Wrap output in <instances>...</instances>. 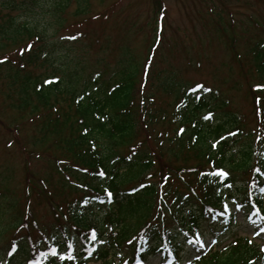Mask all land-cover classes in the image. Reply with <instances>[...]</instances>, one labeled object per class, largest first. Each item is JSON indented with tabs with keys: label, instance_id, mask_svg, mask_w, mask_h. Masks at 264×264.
Returning <instances> with one entry per match:
<instances>
[{
	"label": "trees",
	"instance_id": "16d2710c",
	"mask_svg": "<svg viewBox=\"0 0 264 264\" xmlns=\"http://www.w3.org/2000/svg\"><path fill=\"white\" fill-rule=\"evenodd\" d=\"M69 1L52 0L54 30L48 33L47 22L39 26L21 15L38 0H0V73H5L0 79H5L6 92L14 95L13 108L27 109L37 121L35 141L57 151L50 154L52 168L61 187L74 193L61 200L63 208L60 201L55 202L60 208L53 199L49 202L55 218L65 222L56 231H44L25 220L14 227L8 247L18 245L16 253L28 257L10 264H53L50 249L57 243L64 248L65 241L75 243L76 259L54 264H147L157 256L177 262L186 243L196 248L190 264H264V247L247 237L205 251L197 238L201 220L231 227L238 210L258 219L256 230L264 226V89L256 90L264 85V37L255 39L248 58L257 79L244 97L257 118L256 128L248 129L242 126L241 115L226 110L216 90L197 84L211 91H193L196 84L173 74L156 80V90L168 97L157 100L145 86L155 43L142 66L138 88L139 67L127 61V50L109 72L86 70V63L74 55L76 49L89 47L83 34L59 35ZM75 4V16L88 10V3ZM72 36L76 39H62ZM163 73L151 76L156 79ZM49 80L53 82L45 83ZM136 89L140 97L134 104ZM211 112L217 117L205 120ZM240 140L245 143L237 150ZM100 170L105 177L98 175ZM218 170L227 177L213 175ZM106 190L113 194L111 203ZM93 228L98 234L95 243L90 240ZM19 240L25 243L23 249ZM93 247L98 254L90 256Z\"/></svg>",
	"mask_w": 264,
	"mask_h": 264
},
{
	"label": "rangeland",
	"instance_id": "374dc122",
	"mask_svg": "<svg viewBox=\"0 0 264 264\" xmlns=\"http://www.w3.org/2000/svg\"><path fill=\"white\" fill-rule=\"evenodd\" d=\"M84 1L77 0V6L88 3V10L79 16L73 15L75 0L69 1L59 35L83 34L82 40L89 45L87 51L79 48L71 53L81 58V64L86 63V70L109 72L125 58L122 52L127 50V61L132 60L139 67L135 84L138 88L150 46L155 39L159 40L152 49L150 67L146 68L149 77L145 85L157 100L168 97L156 90V80L173 74L187 83L203 84L216 90L224 98L226 110L242 116L243 127L256 128L254 109L244 97L249 93L248 85L257 82L248 58L255 39L264 37V0ZM51 3L52 0H38L31 11L21 15L39 26L47 22L48 33H52ZM159 71L165 73L157 75L156 79L151 76V72ZM34 72H38L37 69ZM4 76L1 72L0 78ZM5 87V79H0V264H10L12 259L24 261L28 257V254L20 256L16 252L7 255L11 234L18 223L25 220L31 226L36 223L44 231H56L65 222L55 218L49 202L54 201L56 208H60L59 205L63 208L61 200L74 194L69 188L61 187L60 177L52 168L50 154H57V151L35 141L37 121L32 120L27 109L18 112L13 108L14 95L6 92ZM132 97L134 104L138 103L140 92L136 89ZM244 143L240 140L236 149ZM234 223L227 227L222 221L201 220L197 238L203 241L202 250L221 249L237 237H247L264 246V232L260 231L264 226L256 230L259 222L255 216L238 210ZM38 228L32 232L34 237ZM257 232L260 234L256 235ZM18 243L23 249L25 243L22 240ZM195 251L196 248L186 243L180 248V261H161L157 256L147 264H188ZM99 263L91 261L88 264Z\"/></svg>",
	"mask_w": 264,
	"mask_h": 264
},
{
	"label": "snow or ice",
	"instance_id": "6c2138e0",
	"mask_svg": "<svg viewBox=\"0 0 264 264\" xmlns=\"http://www.w3.org/2000/svg\"><path fill=\"white\" fill-rule=\"evenodd\" d=\"M62 39H76L75 36H72V37H62ZM32 48V45H28V49L31 50ZM21 54H23V50H21ZM6 59V58H5ZM0 62H3V61H0ZM59 78L57 77L56 78V81L58 82ZM53 81L49 80V81H45V83H52ZM198 89H203L205 92H208V91H211L210 89H207V88H204L203 85H197L196 86V89H193V91H196ZM260 89H264V85H257L256 86V90H260ZM197 100L200 99L199 96L196 97ZM260 102H261V98L259 96L256 97V104L259 106L260 105ZM213 118V114L212 113H209L208 115H206L204 117L205 120H211ZM193 127H195V125H193ZM185 130L182 128L180 129V134H183ZM229 135H236V133H229ZM221 140H224L226 139V137H221L220 138ZM219 141H217L216 143H214L212 146L215 148L217 147ZM95 146L93 145V148ZM135 154V153H133ZM129 160L132 159V156H129L128 157ZM84 171H87L86 169ZM257 171H259V169H257ZM98 175L100 177H105L106 176V173L103 171V170H100L98 172ZM213 175H217V176H222V177H227L228 173L224 172L223 170H218L217 172L213 173ZM140 187H145V185H141ZM135 191V189L133 190ZM106 196L108 198V203H111L112 202V192L111 191H107L106 190ZM87 203V201L85 202ZM101 203H104V201H101ZM67 219V218H65ZM261 232H264V228H261L260 229ZM260 233L257 232L256 235H259ZM78 235V233H77ZM87 238V237H86ZM53 239H56L55 237ZM98 239V234H97V231L96 229H91L90 231V240L91 242L95 243ZM132 241H128V243H131ZM101 244L103 243H106L105 241L101 240L100 241ZM200 243V246L201 247H204V244H203V241H199ZM249 243H251V241H249ZM18 250V245H11L10 246V250L8 251L7 255L8 256H12L14 255V253ZM76 252V247H75V243H68L67 241H65V247L62 248L61 245L59 243L55 244V246H53L51 249H50V253H51V256H50V261L54 262L59 260V261H65V260H75L76 259V256L74 255V253ZM93 252H97V249L95 247L92 248V250L89 252V255L91 256ZM98 254V252H97ZM29 264H31V261H29ZM126 264V262H125Z\"/></svg>",
	"mask_w": 264,
	"mask_h": 264
}]
</instances>
